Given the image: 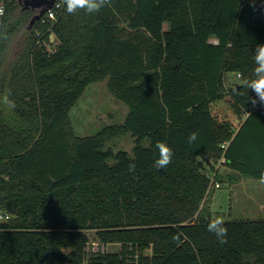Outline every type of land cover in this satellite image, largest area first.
<instances>
[{"label":"trees","instance_id":"obj_1","mask_svg":"<svg viewBox=\"0 0 264 264\" xmlns=\"http://www.w3.org/2000/svg\"><path fill=\"white\" fill-rule=\"evenodd\" d=\"M0 3V94L15 104L0 105V264H264V219L225 221V244L207 230L201 166L264 171V105L243 86L264 44V0H110L31 28L37 11ZM228 74L240 75L229 89L238 128L212 114ZM106 79L123 124L74 136L70 110ZM121 135L131 154L104 150ZM158 141L174 152L164 169ZM88 231L119 251H88Z\"/></svg>","mask_w":264,"mask_h":264},{"label":"rangeland","instance_id":"obj_2","mask_svg":"<svg viewBox=\"0 0 264 264\" xmlns=\"http://www.w3.org/2000/svg\"><path fill=\"white\" fill-rule=\"evenodd\" d=\"M47 48L54 49L53 39ZM240 83L234 74L225 76V98L212 105V114L218 121L230 122L238 128V116L232 108L234 100L230 87ZM127 113L126 106L109 90L108 80L93 83L87 87L83 95L69 112L66 126L77 137H88L102 131L106 127H116L123 124ZM236 120V121H235ZM148 146V142L143 143ZM133 139L130 135L114 137L106 142L104 150H123L131 154ZM205 174L214 177L219 188H212L208 193L203 212L215 219L217 216L224 221L261 220L264 219V185L258 183V178L244 174H236L221 162V159L204 158L201 162ZM2 222V221H1ZM87 250L91 252L114 253L120 249L119 244L102 243L95 231L86 233ZM146 254L150 255V249Z\"/></svg>","mask_w":264,"mask_h":264},{"label":"clouds","instance_id":"obj_3","mask_svg":"<svg viewBox=\"0 0 264 264\" xmlns=\"http://www.w3.org/2000/svg\"><path fill=\"white\" fill-rule=\"evenodd\" d=\"M66 6V11L69 14H74L78 10H84L86 13L92 14L98 12L102 7L108 5L110 0H62ZM255 67L253 71V78L245 79L243 86L251 90L255 96L249 98L251 103L255 106L258 103L264 105V44H258L254 52ZM10 93L5 92L0 94V105L9 109L14 108L15 104L9 99ZM249 115H251L249 113ZM197 133L193 132L189 135V143L197 139ZM155 147L158 149V158L155 159L153 166L156 169L167 168L172 163L174 152L172 148L164 143L157 142ZM135 170V164L129 165V171ZM258 183L264 185V171H261ZM207 230L213 233L220 244L227 243L228 228L225 226V221L222 217L217 216L211 220L207 225Z\"/></svg>","mask_w":264,"mask_h":264},{"label":"built area","instance_id":"obj_4","mask_svg":"<svg viewBox=\"0 0 264 264\" xmlns=\"http://www.w3.org/2000/svg\"><path fill=\"white\" fill-rule=\"evenodd\" d=\"M64 4L62 2V0H55L53 6L41 17V19L39 20L41 23H45V22H49V21H55L57 14L60 13L63 8H64ZM3 14V8L1 6L0 3V17ZM238 79L240 78V75H237ZM226 145H223L222 148H225ZM221 162L224 164V159L221 158ZM209 178H210V188H215L218 189L219 188V183H217L214 179V177L206 174ZM8 219V217H2L0 216V220H6Z\"/></svg>","mask_w":264,"mask_h":264},{"label":"water","instance_id":"obj_5","mask_svg":"<svg viewBox=\"0 0 264 264\" xmlns=\"http://www.w3.org/2000/svg\"><path fill=\"white\" fill-rule=\"evenodd\" d=\"M54 2L55 0H19V4L23 6V10L30 9L37 11V14L30 22V28L35 22L41 19V17L53 6Z\"/></svg>","mask_w":264,"mask_h":264}]
</instances>
